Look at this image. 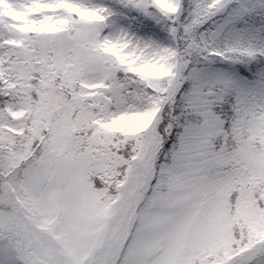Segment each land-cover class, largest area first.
Returning <instances> with one entry per match:
<instances>
[{
  "label": "snow or ice",
  "instance_id": "obj_1",
  "mask_svg": "<svg viewBox=\"0 0 264 264\" xmlns=\"http://www.w3.org/2000/svg\"><path fill=\"white\" fill-rule=\"evenodd\" d=\"M0 264H264V0H0Z\"/></svg>",
  "mask_w": 264,
  "mask_h": 264
}]
</instances>
